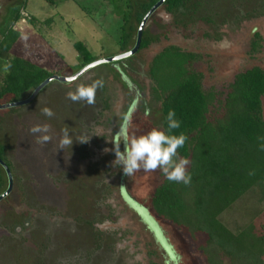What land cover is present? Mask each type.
<instances>
[{"label":"rangeland","instance_id":"rangeland-1","mask_svg":"<svg viewBox=\"0 0 264 264\" xmlns=\"http://www.w3.org/2000/svg\"><path fill=\"white\" fill-rule=\"evenodd\" d=\"M193 1L196 9L187 14L156 9L145 30L158 41L148 49L117 65H98L71 84L55 81L31 103L0 110V142L14 171L11 192L0 201V264H206L199 249L204 236H189L151 211L163 172L128 177L114 164V152L104 151L114 147L112 139L129 112L137 135L161 128V108L151 98L147 74L165 47L198 56L192 68L202 74L204 91L215 93L217 100L225 97L236 74L255 66L264 69V0ZM23 2L0 0V28ZM26 2L20 12L24 19L14 25L20 38L9 56L70 77L76 73L67 69L77 64L76 42H84L97 60L122 53L116 45L121 20L107 1ZM47 19L50 25L44 24ZM255 33L261 49L253 54ZM94 80L103 81L95 104L66 97L78 84ZM262 103L264 109V97ZM44 107L55 115H43ZM45 123L52 139L41 145L39 134L29 129ZM64 128L73 143L59 149ZM261 211L253 221L258 235H264V201ZM238 219L240 227L248 222Z\"/></svg>","mask_w":264,"mask_h":264},{"label":"trees","instance_id":"trees-1","mask_svg":"<svg viewBox=\"0 0 264 264\" xmlns=\"http://www.w3.org/2000/svg\"><path fill=\"white\" fill-rule=\"evenodd\" d=\"M26 1L10 10L7 23L0 28V105L25 100L46 79L58 76L18 55L9 56L20 38L14 25L24 19L20 12L25 10ZM105 1L120 17L116 45L126 52L134 46L143 17L159 0ZM161 8L168 13L187 14L194 8V1L165 0ZM28 21L36 27L34 17ZM50 22L47 19L44 24ZM156 41L158 37L149 35L144 28L137 53ZM260 43L261 37L255 33L251 42L253 54L260 51ZM73 47L78 54L77 64L67 69L78 72L97 60L87 52L84 42H76ZM197 59V55L170 45L157 53L148 67L150 95L161 108V129L167 131L166 116L174 109L181 126L171 134L188 137L178 149V157L189 160L187 171L191 175L187 185L165 177L150 199V208L157 218L189 236H204L199 249L206 264H264V235L256 234L253 226L264 201V69L255 66L236 74L225 97L217 100L215 93L204 91L202 74L192 68ZM7 62L12 66L5 72ZM0 160L14 179L1 142ZM6 189L7 176L0 166V195ZM244 203L247 208L240 209ZM239 217L248 221L244 227L236 223Z\"/></svg>","mask_w":264,"mask_h":264},{"label":"clouds","instance_id":"clouds-1","mask_svg":"<svg viewBox=\"0 0 264 264\" xmlns=\"http://www.w3.org/2000/svg\"><path fill=\"white\" fill-rule=\"evenodd\" d=\"M11 63L4 65V71L8 72ZM77 77H73L68 83L71 84ZM103 87L102 80H94L91 84H78L75 91H68L66 97L72 102L84 101L88 105L95 104V97L98 88ZM43 115L51 118L55 115L52 109L44 107L41 109ZM167 131L153 127L148 132L137 135L133 129L131 112L123 116L122 122L119 124V130L115 133L112 143V149L105 148V152L112 151L115 155L114 164H119L123 169V173L131 177L135 173L154 172L161 170L166 179L176 183H191V175L187 171L189 160L178 157V149L181 148L188 137L180 133L179 135L171 134L172 130L178 129L181 122L176 119V112L170 109L166 116ZM29 131L32 134H39L37 137L38 144L49 142L52 137L48 134L51 127L48 124H35ZM88 139H80L81 143L87 142ZM71 138L67 128L61 130V138L59 140V149L72 146ZM121 143L124 150L121 151ZM264 150V145H261ZM124 187V186H121Z\"/></svg>","mask_w":264,"mask_h":264},{"label":"water","instance_id":"water-1","mask_svg":"<svg viewBox=\"0 0 264 264\" xmlns=\"http://www.w3.org/2000/svg\"><path fill=\"white\" fill-rule=\"evenodd\" d=\"M165 2V0H159L143 17L141 23L138 26L137 29V34H136V39H135V44L133 46V48L131 50H129L128 52L119 54L117 56L111 57V58H104V59H100V60H95L94 62L84 66L82 69H80L78 72H76L74 75L70 76V77H61V76H52L48 79H46L44 82H42L32 93L31 95L26 98L25 100L19 101V102H14V103H10V104H3L0 105V110L1 109H9V108H14V107H20V106H24L27 105L29 103H31L35 97L38 95V93L50 82L52 81H57L59 83H68L69 80H72L73 77H77V79L79 77H81L83 74H85L86 72H88L89 70H91L92 68L101 65V64H108V63H113L128 57L133 56L134 54H136L139 51L140 48V43H141V38H142V32L145 28V25L147 24V21L149 20L150 16L153 15V13L156 11V9H158L159 7H161L163 5V3ZM76 80V79H75ZM0 166L4 169L6 176H7V189L6 191L0 195V201H2L5 197H7V195L11 192L12 189V183H13V178H12V174L10 172V170L8 169V167L4 164V162H2L0 160Z\"/></svg>","mask_w":264,"mask_h":264},{"label":"flooded vegetation","instance_id":"flooded-vegetation-1","mask_svg":"<svg viewBox=\"0 0 264 264\" xmlns=\"http://www.w3.org/2000/svg\"><path fill=\"white\" fill-rule=\"evenodd\" d=\"M134 44H135V43H134ZM132 48H133V47H132ZM132 48L130 47V48L128 49V51L131 50ZM128 51H126V52H128ZM122 53H125V52H122ZM122 53H121V54H122ZM136 54H137V53H136ZM134 55H135V54H134ZM134 55H133V56H134ZM99 60H100V59H99ZM113 63H115V62H113ZM113 63H112V65H114ZM108 64H111V63H108Z\"/></svg>","mask_w":264,"mask_h":264}]
</instances>
